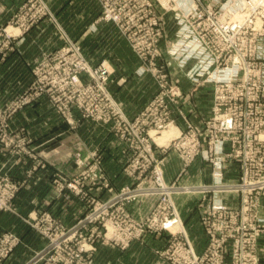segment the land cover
<instances>
[{
	"label": "built area",
	"instance_id": "2783aa9c",
	"mask_svg": "<svg viewBox=\"0 0 264 264\" xmlns=\"http://www.w3.org/2000/svg\"><path fill=\"white\" fill-rule=\"evenodd\" d=\"M96 2L102 14L100 20L114 24L139 58L140 67L136 74L150 75L154 80L156 94L146 111L131 121L110 90L112 70L105 62L91 67L80 47L68 41V47L64 45L57 53L43 55L44 64L35 69L33 73L37 79L28 88L27 97L31 99L22 98L6 107L0 105V140H5L6 145L8 139L18 143L19 136L7 132L13 116L18 110L47 96L51 106L70 125L77 126L80 119L95 123L107 128L108 133L120 142L125 159L123 173L132 179V183L110 198L101 200L88 196L90 188L108 193L114 187L102 167L103 153L100 150L93 151L88 157H83L80 151L75 154L78 173L72 182H76L77 188L67 187L72 182L61 185L56 180L62 191L66 187L69 189L66 191L80 201L86 200L84 203L90 216L87 214L89 217L86 215L80 219L73 228H85L93 221L91 224L94 225L88 226L91 227L88 240L80 247L82 251L95 253L99 244L124 250L150 233L173 229L169 240L172 264H260L258 238L264 234V224L257 209L264 197V6L256 12V16L263 15L262 20L255 27L244 30L249 37L257 36L245 50L237 46L226 49V38L214 31L215 26L230 21L224 22L228 15L222 14L234 0ZM19 9L24 13L21 21L16 23L14 20L11 26L0 31V55L3 57L14 50L13 39H18L27 29H33L49 14L40 2L38 8L31 5ZM165 14L173 16L177 32L163 53L160 45L162 31L167 28ZM257 24L261 30L257 29ZM10 27H16L19 32H9ZM61 68L63 74L54 76L55 69ZM182 77L192 83V92L184 93L181 89L179 79ZM211 84L214 86L213 115L205 118L202 127L198 128L192 122V115L184 110L191 106L192 112L194 107L185 100H190L194 92L198 95L210 90ZM172 111L187 127L186 135L179 132V137L172 143L173 151L182 162L178 183H166L163 160L153 152L152 145L140 137L142 124L151 127L149 133L167 130L173 125ZM76 114L79 120L75 119ZM198 156L211 166L210 181L206 183L191 176L190 166ZM233 166L237 167L239 175L228 181L226 175ZM201 176L202 172L198 179ZM7 182L11 193L3 194L0 187L2 211L11 210L16 190V186ZM181 194L193 196L198 201L196 206L201 211L200 222L206 237V246L200 255L194 251L173 200ZM223 196H235V205L226 204ZM146 201L149 206L143 205ZM130 205H134L139 213L130 212ZM114 213L119 221H115ZM38 219L66 227L51 212ZM102 220L104 224L109 223L111 231L106 230L104 238L95 226ZM113 221L123 223V227ZM35 225L32 227L36 228ZM22 245L25 246L22 238L15 233L1 235L0 264H5V259ZM50 247L34 252L30 260L35 264H46L52 253Z\"/></svg>",
	"mask_w": 264,
	"mask_h": 264
},
{
	"label": "rangeland",
	"instance_id": "374dc122",
	"mask_svg": "<svg viewBox=\"0 0 264 264\" xmlns=\"http://www.w3.org/2000/svg\"><path fill=\"white\" fill-rule=\"evenodd\" d=\"M39 2L42 3V5L48 9L49 14L43 17L41 21L39 22V24L36 25L34 28H38L43 23L48 24L50 29L52 30L53 36L58 35L62 42L61 44L58 43L54 47V49L43 52L39 60L34 63V65L31 67V72H32L31 81L23 91L13 90V93H10V94L4 93V97H2L3 95L0 94V105L1 106L6 107L12 102H15L16 100L19 101L22 98L31 99V97H27L28 88L34 83L35 79H37V77H35L33 72L35 71L36 68H39L40 66L44 64V58H45L44 56L47 55L45 53H57L64 45H67L68 47V41L73 42L80 47L83 54L86 56V59L90 63L91 67L95 68L97 67V65H100V63L105 62V65H107L110 68V70H112L111 81H112L113 75L116 73L120 75V78H122L121 76L125 75L126 72H130V70L136 71L140 67L139 58L134 53V51L132 50L128 42H126L125 39L120 35L115 25L112 23H105L104 21L100 20V16H102V14L100 12L99 5L96 2V0H14L12 4H10L8 0L7 3H5L7 7H10L8 13H5L6 12L5 9L1 10L2 7L6 5H0V31L11 26L14 20L16 23L17 21L19 22L21 21L20 18L23 16L24 13L22 9H19L20 7H27V6L34 5L36 8H38ZM165 23L167 25V28H165L162 31L163 37L161 39V45H160L161 51H163V53L164 52L166 53V45L170 43V41L176 38V32H177L175 22H174L172 15L165 14ZM8 31L13 32V34H16L15 30L12 29L11 27L8 29ZM31 31L32 29L31 30L27 29L25 33L22 32V35L19 36L18 39H13V49L14 50L10 52L9 54H12L17 50V47H18L17 42L24 36L28 35ZM17 33H18V30H17ZM87 41L89 42L87 43ZM164 56L168 58L166 55ZM0 59L5 60V57L0 55ZM55 70H56V74H54V76H61L63 74L62 68L60 70L59 69H55ZM86 76L88 75L86 74ZM116 80L119 81L120 79L117 78ZM151 80L152 82L154 81L152 78ZM14 83L18 86L16 87L17 89L23 88L20 86L24 84V81L18 80L17 82H14ZM119 84H123V83H119ZM179 84L181 85L180 87L182 90L184 88H188L187 90L185 89L183 90L184 93L190 92V91L192 92L191 90L192 83L187 78L182 77V79H179ZM154 91L156 90L154 89ZM209 92H210V98H211L210 109H208L206 113L203 112L204 113L203 116H197V118L199 117L197 120H194L192 117L193 124L196 125L198 128L202 127V124L205 118L208 119L213 115L212 104H213V98H214V86L212 84L210 86ZM123 93H129V90L124 89ZM154 94L156 93L153 92V95L150 97L149 101L144 105V107L134 117H128L129 119H131V121H135L138 117L141 116L142 113L146 111V109L149 106V103L153 99ZM196 94H197L196 92L191 94V96L189 97L190 100H185V103L189 104V102L192 101L194 98H197L198 96H200V94L198 95ZM42 100H46L50 104L48 97L43 96L37 102L34 101L30 103L29 105L25 106L23 109L18 110L13 116L12 120L10 121L11 123L9 124V130L7 129V132L12 133V135L14 134L18 135L19 136L18 140L20 144L19 142L16 143L13 140L11 141L10 139H8L7 141L9 144L6 145L5 140H0V149H1L0 154L2 157L4 156L5 158H7L5 161V165H3L0 168V182H2L0 183L1 184L0 187L2 189V193L3 194L5 192L11 193V188H8L9 183L7 181H9L11 184L16 186L15 188L16 190L14 193V199L12 200V204H11L12 206L11 210H4V211L0 210V213L2 214V217L0 218V236L6 233H15L20 238H22L25 244V246L23 245L19 246L10 258L8 256L5 259L4 263L5 264H35L33 260L32 261L30 260L34 252L40 251L46 246H52L50 247L52 253L48 257V262L46 264H98V261H97L98 252L101 247H105L106 245L99 244L98 250L95 253L90 252V251H82L80 249V247L85 245L86 241L88 240V237L90 235L88 231H90V228H91L88 226L94 225V224H91L93 221L89 222L90 224L86 225L85 227L86 229L83 227H78L73 230V228L78 225L77 224L78 221L80 219H84L90 213V212L87 213L86 204L84 203L86 200H83L84 202H82L80 201L79 198H77L71 192L66 191L69 189L74 190V187L77 188V186L75 185L76 182H72L74 180L72 178H74L76 174L78 173V167L76 165V157L74 156V169H75L74 172L72 169L70 173H67V172L63 173L61 171H56L49 178L51 187H47V184L49 183V181L42 183V178L39 179L40 177L38 176V173L41 170L46 169L47 167L45 157H43V153L40 150L42 145H44L43 144L44 141L42 142V141L32 138L28 134L27 128L25 126L23 127L20 126L19 128H16V126L13 125V121L15 117L17 116V114H19L25 109L27 110L31 107H34L37 103H39ZM184 110L187 114L191 115V113L186 107ZM54 111L57 113L55 109ZM58 117H60L62 121L71 130L77 128V126L81 125L82 123L80 117L77 115H75V119L76 120L80 119V122L78 123L77 126L70 125L59 114H58ZM172 120H173V125H170V126H174L178 130V132L182 131V133L186 135L185 134L187 133L186 125L184 124L182 120L178 118V114L174 113L173 115V111H172ZM149 125H154V124L149 123ZM149 130H151V127H148L145 124H142L140 126V137L145 139L148 143H150L152 145L153 152L157 155L159 159L163 160L164 162L163 164L164 168H162L163 177L166 183H178L177 177L179 173H177L173 177L174 173L172 170H174L175 166H177L176 163L180 164L179 166L180 167L179 170H180L182 168V162L178 154L173 151L174 146L172 147V144H170V148L166 150L167 152L164 153L163 152L165 151L164 148H161L160 146H158L154 140V137L163 135L165 131L169 130V128L161 132L152 131L151 133H149L148 132ZM179 134L180 133H178V135ZM145 140L143 141L146 142ZM118 143L121 146L119 141ZM258 144L259 143L257 142V145ZM88 156H85V157H88ZM174 156L178 157L179 161L176 160L175 162V159L173 158ZM103 161H104V158H103ZM27 163L29 166L25 170L24 176H20V175L15 176V174L13 175L15 168H17L21 164L24 165ZM124 163H125V159L123 160L122 174L128 179V183L121 186L117 190H115V187H113V189L110 190L108 193H106L105 190L102 191L98 188H90L91 194L88 193L89 198H92V195H93L97 197L98 199L106 200L110 198L113 194L119 192L120 189L123 188L124 186L130 185L132 183L131 181L132 179L123 173ZM196 163H204L205 165H207L209 176H210V173H211L210 163L205 161L202 158V156L196 157L195 160L193 161V164L190 166L191 173H192V167ZM166 165H167V169H165ZM238 175H239V172L237 170V167L233 166L232 169L227 173L226 180L231 181L232 179L237 178ZM191 176L193 179H198V178H194L193 175ZM144 179L149 180L150 178L144 177ZM56 180L61 185H66L69 182H72V183L67 185L69 189L65 187L64 191H62V189H60L58 185L56 184ZM198 180L200 182L206 183V181L203 180L202 176H201V179H198ZM199 181H191V182H199ZM13 191L14 190H12V192ZM20 194L23 195V197L19 200L18 203H16ZM1 196L3 195L1 194ZM262 199L260 203L261 205L260 209H262ZM173 200L178 208L180 218L187 232H188V228H187L186 220L189 219L188 215L190 216V218L197 217L198 223H200L201 225V222H200L201 211H199V207L196 206V203H198V201L195 200L193 196L181 194L179 196L176 195L175 197H173ZM223 200L226 202V204L230 206H234L235 201L237 199L235 196H223ZM190 202H192L193 205ZM143 205L149 206L150 204L148 203V201H146L144 202ZM201 206L204 210L205 207L202 203H201ZM128 210L130 212L132 211L133 213H136V212L137 214L139 213L136 210V207H134V205H130L128 207ZM50 212L53 213V215L58 220H60L66 227L61 228L59 227L60 225L57 224L56 222L51 224L46 219H42V220H40L41 218L38 219L42 214L44 213L50 214ZM34 218L36 221L33 220ZM114 218H115V221L120 220V218L116 215V213H114ZM37 220H40V221H37ZM100 220H101V217H100ZM260 221L262 224H264L263 218H260ZM36 222L38 224H36ZM188 222H190L191 225L193 224L192 228H194L195 232H198L197 226L194 225L195 222L193 220L188 221ZM114 223L119 227H123V223H116V222ZM258 224L260 225L259 222ZM14 225H17V227H14ZM34 225L37 229L32 227ZM108 225L109 223L104 224L103 220H102V223H96L95 226L98 227L97 231H100L102 233L100 234L101 237H103V235L106 233V230L111 232ZM201 227L205 235V230H204L203 225H201ZM172 230L166 229V230L161 231L160 233L148 234V235H155L160 238L161 237L165 238L163 239L162 245L158 247L159 249L156 251L157 253L156 255L158 256L160 260L164 261L166 264H172V261H171L172 249L169 244V240L171 239L172 234H173ZM42 232L45 235V237L43 236ZM64 234L65 236H63ZM147 236H145L143 240L132 242L124 250H120L119 248L118 249L113 248V249H116L118 251H126L132 246L133 243L144 242ZM53 239H56V241L53 242L52 241ZM259 239L260 237L258 238V247H259ZM191 244L196 254L200 255L203 253L205 248L203 249L202 253H198L195 249L196 246H194V243L191 242ZM106 247H109V246H106ZM260 264H261V261H260Z\"/></svg>",
	"mask_w": 264,
	"mask_h": 264
},
{
	"label": "crops",
	"instance_id": "0c3cea01",
	"mask_svg": "<svg viewBox=\"0 0 264 264\" xmlns=\"http://www.w3.org/2000/svg\"><path fill=\"white\" fill-rule=\"evenodd\" d=\"M7 1L8 0H2L0 5H6L5 3H7ZM13 2L14 0H9L10 4ZM4 9L6 10L5 13H8L10 7L6 5L2 7L1 10ZM61 42L60 37L58 35L53 36L49 25L45 23L38 28L32 29L28 35L21 38L17 42V50L7 55L5 60L0 59V94L3 95L2 97H4V93H13V90L23 91L31 81V67L34 63L39 60L43 52L54 49V47L58 43L61 44ZM88 42L89 41H87V43ZM121 77L122 78H120V75L117 73L113 75L110 83V90L116 100L121 103L126 115L128 117H134L149 101L153 92L155 93L154 89L156 90V88L149 75L138 76L135 70H130V72H126L125 75ZM117 78L120 80L117 81ZM18 80L24 81V84L20 86L23 87L21 89H17L16 87L18 86L14 83ZM124 89H128L129 93H123ZM184 89L187 90L188 88ZM189 104L192 105L194 109H192V112H190L191 106H187V109L191 113L193 119L197 120L199 118H197V116H203V112L206 113L207 110L210 109L211 98L209 90L201 93L200 96L194 98ZM76 115L79 116L78 114ZM13 125H15L16 128L25 126L28 134L32 138L42 142L44 141V145H42L40 150L43 153V157H45L47 167L41 170L38 176L40 177L39 179L42 178V183L49 181L47 187H51L49 178L56 171L70 173L72 169L74 172V156L78 150L81 151L84 157L88 156L93 151H102L104 158L103 168L111 179L115 190L128 183V179L122 174L124 158L121 153V146L117 138L108 133L107 128L89 121H83L81 125L71 130L62 119L58 117V114L46 100H42L34 107L27 110L25 109L17 114L13 121ZM173 158L175 162L176 160L179 161L178 157L174 156ZM6 159L7 158L4 156L2 157L0 154V168L5 165ZM176 165L174 170H172L174 173L173 177L178 173L180 168L179 163H176ZM28 166V163L19 165L14 169L13 175L24 176ZM165 169H167V165ZM200 172H202L203 180L206 182L210 181L209 171L205 165L202 163L193 165V177L198 178L197 176ZM22 197L23 195L20 194L16 203H18ZM190 203L192 204V202ZM259 215L264 219V198L262 199V209H260ZM1 217L2 214L0 213V218ZM188 218L189 219L186 220L188 235L194 243V246H196V251L202 253L206 246V237L200 223H198V218H190L189 215ZM191 220L195 222L194 225L197 226L198 232H195L194 228H192L193 224L191 225L190 222H188ZM14 227H17V225H14ZM163 239L165 238L148 235L144 242H135L126 251H118L106 246L101 247L97 255L98 264H166L156 255V251L159 249L158 247L162 245ZM258 253L261 264H264V234H262L259 239Z\"/></svg>",
	"mask_w": 264,
	"mask_h": 264
},
{
	"label": "bare ground",
	"instance_id": "6f19581e",
	"mask_svg": "<svg viewBox=\"0 0 264 264\" xmlns=\"http://www.w3.org/2000/svg\"><path fill=\"white\" fill-rule=\"evenodd\" d=\"M263 6L264 0H234L232 5L226 7L222 15H228L227 18L224 19V22L228 19L230 21L226 24L214 27V31L222 33V36L226 38L224 42V47L226 49H230L234 46L245 50L250 48V45L255 41L254 38L256 35L249 37L244 30L251 26L255 27V24L262 20L263 15L259 14L256 16V12L262 9ZM237 7L239 9H237ZM257 29L261 30L259 24H257ZM14 30L17 31L16 29ZM178 133V130L174 126H170L169 130L165 131L163 135L154 137L155 143L161 148L168 150L170 144L179 137ZM259 211L260 207L257 209L258 215Z\"/></svg>",
	"mask_w": 264,
	"mask_h": 264
}]
</instances>
